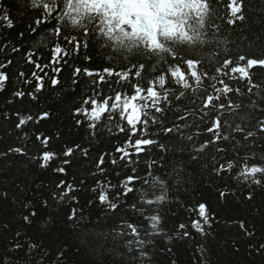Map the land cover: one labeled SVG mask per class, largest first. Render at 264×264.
Wrapping results in <instances>:
<instances>
[{"label":"trees","instance_id":"trees-1","mask_svg":"<svg viewBox=\"0 0 264 264\" xmlns=\"http://www.w3.org/2000/svg\"><path fill=\"white\" fill-rule=\"evenodd\" d=\"M229 3L230 0H213L215 9L213 14L205 12L201 0H183V3H180L182 12L169 8L165 3H158L162 13L172 14L178 20V24L175 30L169 29L165 37H162L164 41L161 46L147 47L146 38L142 34L123 32L117 17L111 16L95 5H89L87 0H44L41 8H32L31 0H0L2 6L0 15L4 14L3 9H7L14 25L8 28L5 21H0V48L8 45L0 52V64H7L8 60L12 61L7 67L0 68V71H4L9 77L5 82L4 90L0 91V152L27 145L29 156H39L38 150L42 145L35 139V133L39 132L53 137L48 150L60 153L64 149V142L73 140L89 147L91 157L82 159L80 163L70 168L66 176L54 174L51 168L42 174L38 161L26 157L12 156L8 160L0 158V192L8 193L6 199H0V248L10 246L15 232L20 231L23 234L20 238L22 243L25 239L31 238L29 242L39 245L30 256H26L25 244L24 249L19 252L24 257L21 264H59L57 257L64 248H67L64 264H108L111 257H107L102 250L97 254L94 249L78 250L73 246L72 242L75 241V235L78 233L73 234L68 225L61 224L53 233H47L39 223L26 225L20 215L19 201L25 198L32 199L34 186L41 180L58 181L59 179H65L79 187V191L75 194L81 204L90 198L94 199L96 193L91 189L95 187V180L91 173L97 164L96 157L105 151L110 152L114 146L125 140V136L117 132L116 136L111 137V144L100 147L85 132L87 125L85 117H79L85 121L84 128L73 127L76 117L72 113L78 107H87L82 101L88 96L94 97L97 87L106 96L114 97L118 92L132 95V84L139 83L146 89L150 86L149 81L155 80L161 73H166L170 69L176 75L180 74L181 69L187 77L188 61L203 60L198 70L207 71L210 75L215 74L214 69L218 66L215 53L220 52V59H223V45L216 46L210 42L212 15L215 14L214 22L220 25V33L230 37L243 33L245 37L241 44L243 52L249 56L255 55L256 45L253 44V40L257 37L264 40V0H244L246 19L243 22L237 21L235 25L227 23L230 17ZM45 4L55 11L47 18L43 9ZM58 17L60 20L57 19ZM37 20L41 22L37 24ZM20 33L24 35L21 37ZM85 41L87 47L84 46ZM57 44L66 51L54 54ZM77 44H79L78 49ZM13 46L19 48L21 53L12 52ZM28 53H32V63L27 61ZM232 54L237 55L234 48ZM37 64L40 67H36ZM142 65L145 71L140 72ZM77 68L81 69V73L75 72ZM84 69L92 71L94 75L92 77L84 75ZM106 69L113 72H127L129 69L131 71L128 80L121 81L115 75L109 77L105 72ZM136 71L140 75L139 78L135 77ZM21 72L25 74L24 77H20ZM33 73L42 77V81L36 79ZM96 73L104 75V83H93V81L99 82V75ZM53 78L59 81L55 86L51 84ZM74 79L77 81L76 84H73ZM168 79L169 81L172 79L170 74ZM252 79L257 85L264 84V75L259 72L255 73ZM40 83L43 87L37 92L36 86ZM230 83L245 92L249 87L247 81L239 83L230 81ZM168 87L174 91L180 90L174 83ZM217 87L221 85L217 84ZM156 90L163 91L158 85ZM16 91H23L25 96L14 97L13 93ZM28 93H33L36 98L33 99ZM212 93L213 90L209 87L207 93L201 92L198 95ZM143 94L146 95V92ZM230 95L234 101L241 99L238 95ZM170 99L174 102V97L171 95ZM9 100L13 102L9 104ZM244 103L247 104L248 101L244 100ZM162 106H164L163 102ZM17 111L31 114L34 118L39 117L44 111L50 112L51 115L49 119L41 120L39 124L30 122L28 126L23 127V131L29 134V139L25 140L19 138L22 133L15 129V123L18 122L15 116ZM5 112L9 114L7 119L4 116ZM104 123L108 127L116 123L126 126V121L120 120L118 115L111 122L105 119ZM57 134L60 135L59 140L55 139ZM210 135L206 133V136ZM239 156H248L249 164H264V140H259L254 145L241 146ZM118 157L119 154L106 157L102 165L105 175L100 176V179H107L112 184L118 185L127 176L144 174L143 165L147 159L145 156H134L133 158L139 161L136 164H125ZM113 158L117 159L115 165L111 162ZM242 163L241 160L240 164ZM51 164L55 167L60 164V160L56 159ZM134 167L138 170L136 173L132 172ZM239 171L238 164L222 179L210 178L207 173L198 175L197 181L190 182V187H187L180 197L189 208H195L197 202L206 201L213 211L226 218L224 223L216 227L214 239L210 238L207 242L206 246L209 249L206 254L207 259L205 260L196 251L202 242L198 235H194L191 240L167 239V236L174 234L180 222L197 218L196 212L186 215L185 210L174 202V192H170L169 199L173 200V203L165 204L162 212L161 226L166 235L154 237V244L149 248L150 264H173V262L175 264H264V255L250 253L246 242L237 246L238 251L231 243L237 238L247 240L235 223L240 219L245 220L250 226L255 225L256 236L253 243L256 241L264 243V186L251 185L243 182L242 179H236ZM210 179L214 180L217 186L226 184L234 194L229 196L226 202L221 201L217 188L211 186ZM81 180H84L82 186H80ZM21 184L23 191L17 188V185ZM140 186L139 182L135 184L137 189ZM249 190L253 191L254 198L251 201L246 199ZM137 198L138 193L129 194V202H135ZM58 210L55 204L49 209L53 213ZM85 214H88L87 209ZM60 218H63L62 211ZM96 220L97 208H93L88 227H98L100 230H108L111 227L110 221L96 225ZM5 224L8 225L7 229L4 228ZM76 244L78 245V241ZM169 248L171 252L167 251Z\"/></svg>","mask_w":264,"mask_h":264},{"label":"snow or ice","instance_id":"snow-or-ice-1","mask_svg":"<svg viewBox=\"0 0 264 264\" xmlns=\"http://www.w3.org/2000/svg\"><path fill=\"white\" fill-rule=\"evenodd\" d=\"M89 2H103V0H89ZM201 2L205 12L215 13L213 0H201ZM41 6V0H31L32 8H41ZM244 7V0H230L228 5L230 17L227 20L229 25H235L237 21L243 22L246 19ZM43 9L45 18L55 12L46 4ZM3 13L0 15V21H5L7 27L12 28L13 21L7 9H3ZM214 16L215 14L212 15L210 42L216 46L223 45V59H220V52L215 53L218 63L214 69L215 74L210 75L207 71L198 70L203 60H193L187 62V77L181 69L179 75L170 69L166 73H161L155 80L149 81L150 86L146 89L139 83L132 84V95L118 92L114 97L106 96L97 87L94 97L88 96L83 99L82 104L87 107H78L72 113L76 117L74 128L85 127V121L79 118L83 116L87 121L85 132L100 147L111 144V137L116 136L117 132L122 133L125 140L114 146L110 152L105 151L96 157L97 164L91 173L95 180V187L91 191L96 193V197L88 199L84 204L80 203L75 194L79 191V187L65 179L41 180L36 184L33 198L19 201L20 215L26 225L39 223L47 233L55 232L61 224L68 225L73 234L78 233L75 235V241L72 242L78 250L94 249L97 254L102 250L107 257H111L108 264H150L149 248L154 244V237L165 234L161 226L163 206L173 203V200L169 199V193L174 192V202L185 210L186 215L196 212L197 218L180 222L174 234L167 236V239L191 240L194 235H198L202 242L196 251L205 260L207 259L206 254L209 251L207 242L210 238L214 239L216 227L224 223L226 218L213 211L206 201L197 202L195 208L187 207L180 198L182 192L190 187V182L197 181L198 175L207 173L210 178L222 179L238 164L240 171L236 179H242L243 182L251 185L264 186V164H249L248 156H239L241 146L254 145L257 141L264 140V84L257 85L252 79L257 72L264 75V40L259 37L253 40L256 54L249 56L241 47L245 39L244 34L230 37L220 33V25L214 22ZM57 19L60 20V17ZM40 22V20L36 21L37 24ZM20 35L22 37L24 33ZM221 36L223 38H220ZM84 46L87 47L86 41ZM7 47L8 45H4L0 48V52ZM76 47L78 49L79 44ZM233 48L237 53L235 56L232 54ZM11 51L21 53V50L15 46ZM62 51L66 50L57 44L54 54ZM27 61L33 62L32 53L27 54ZM11 63L12 61L8 60L7 64H0V68H5ZM36 67L40 65L37 64ZM130 71L131 69L127 72L105 70L109 77L115 75L121 81L128 80ZM139 71H145L143 65ZM75 72L79 74L81 69L77 68ZM83 74L88 77L94 75L87 69L83 70ZM169 74L171 81L168 79ZM19 75L24 77L25 74L21 72ZM32 75L42 81V77L36 76V73ZM96 75H99V82L93 81V83L105 82L103 74L96 73ZM135 77H140L137 71ZM225 77L228 79L226 80ZM8 79L7 74L0 71V91L4 90ZM207 81L212 83L208 84ZM230 81L237 83L247 81L249 87L245 92L233 87ZM58 83L57 79H51L53 86ZM76 83L74 79L73 84ZM172 83L179 86L180 90L174 91L168 87ZM217 84L221 87H217ZM157 85L163 90L162 92L156 90ZM42 87V83L38 84L36 91L39 92ZM209 87L213 90L212 94L198 95L201 92L207 93ZM145 92L146 95L143 94ZM230 94L238 95L241 99L234 101ZM28 95L33 99L36 98L33 93ZM170 95L174 97V102L170 99ZM13 96L22 98L25 93L16 91ZM244 100L248 103L245 104ZM12 102V100L8 101L9 104ZM50 115V112L44 111L39 117L34 118L31 114L17 111L15 116L18 122L15 123V129L22 133L19 138L29 139V134L23 131V127L28 126L30 122L39 124L41 120L49 119ZM117 115L120 120L126 121V126H121L119 123L112 127L105 125V119L111 122ZM4 116L7 119L9 114L5 112ZM206 133L211 135L206 136ZM35 139L42 145L38 150L39 156H29V148L25 145L0 152V158L8 160L12 156L26 157L38 161L42 174L51 168V171L58 176L68 175L69 169L80 163L82 159L91 158L90 148L73 140L65 141L63 151L58 153L48 150L53 137L38 132L35 133ZM55 139L59 140L60 135L57 134ZM112 154H119V160L125 164H136L139 161L134 159V156H145L147 159L143 165L144 174L127 176L118 185L112 184L110 180L100 179V176L105 175L102 165L106 157ZM56 159L60 160V164L52 167L51 162ZM241 160L242 164H240ZM111 162L115 165L117 159L113 158ZM137 171V168H132L133 173ZM137 182L141 185L138 189L135 188ZM210 183L212 187L217 188L221 201L226 202L228 197L234 194L226 184L217 186L211 179ZM83 184L84 180H81L80 186ZM17 188L23 191L22 184L17 185ZM134 192L138 193V198L135 202H129V194ZM7 196L6 191L0 192V199H6ZM253 198V191L249 190L246 199L251 201ZM16 202L14 199V203ZM53 204L59 209L54 213L49 211ZM93 208H97L96 225L110 221L111 227L108 230L88 227ZM85 209L88 210V214H85ZM61 211L63 218H60ZM235 223L247 240L233 239L232 246L238 251L237 246L246 242L250 253L264 255V243L259 241L253 243L256 236L255 225L250 226L243 219ZM4 228L7 229L8 225L5 224ZM22 236L20 231H16L10 246L0 248V264H21L24 257L19 252L24 249L25 244L26 256H30L31 252L39 247L38 244L29 242L31 238L25 239L22 243L20 239ZM66 251L67 248H64L57 257L59 264H64ZM167 251L171 252V248Z\"/></svg>","mask_w":264,"mask_h":264},{"label":"rangeland","instance_id":"rangeland-1","mask_svg":"<svg viewBox=\"0 0 264 264\" xmlns=\"http://www.w3.org/2000/svg\"><path fill=\"white\" fill-rule=\"evenodd\" d=\"M147 0H103V2H96L105 5L114 13H120L125 22L126 28L130 30V22L139 26L135 22L134 18H143L147 22L152 23L154 21L153 16H150L149 10L145 7Z\"/></svg>","mask_w":264,"mask_h":264},{"label":"clouds","instance_id":"clouds-1","mask_svg":"<svg viewBox=\"0 0 264 264\" xmlns=\"http://www.w3.org/2000/svg\"><path fill=\"white\" fill-rule=\"evenodd\" d=\"M44 2V0H41V3H43Z\"/></svg>","mask_w":264,"mask_h":264}]
</instances>
